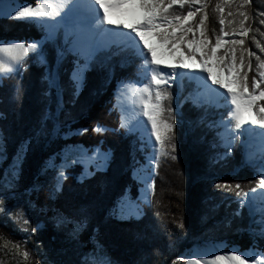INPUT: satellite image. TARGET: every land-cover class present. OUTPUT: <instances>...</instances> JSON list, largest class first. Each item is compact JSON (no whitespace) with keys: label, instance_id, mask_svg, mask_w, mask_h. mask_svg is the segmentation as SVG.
Segmentation results:
<instances>
[{"label":"trees","instance_id":"1","mask_svg":"<svg viewBox=\"0 0 264 264\" xmlns=\"http://www.w3.org/2000/svg\"><path fill=\"white\" fill-rule=\"evenodd\" d=\"M19 1L31 5L36 2ZM214 4L215 0H212ZM209 11V26L218 31L217 16L211 13V8ZM252 11L254 15L264 12V0H254ZM260 19L264 16H256L254 27L259 26ZM260 27L264 31V26ZM44 37L43 27L38 24L0 18V41L42 39L48 65L55 72V47L50 42L44 43ZM257 38L264 44V37L257 34ZM56 43L63 45L62 30ZM248 45L264 59V53L255 49L250 40ZM112 50L117 49L113 46ZM72 59L69 56L59 66V80L64 87L62 108L57 105L56 89L45 95L47 69L34 60L28 62L26 71L11 79L0 80V113L3 114L0 134L5 138L7 153V160L0 163V175L13 163L17 150L23 151L17 187L14 191H0V199L5 205L9 202L7 199L25 198L23 210L31 221L29 231L24 232L20 229L28 226L0 216V233L12 242H20L22 247L27 246L32 254L27 264H36L37 261L40 264H70L68 258L84 259L97 245L114 264H138L142 258L147 264H184L181 258L195 244L206 242H225L240 250L248 249L256 239L250 234L256 227L254 218L249 217L244 208H240V216L234 215L238 209L236 198L217 192L213 186L220 182H239L248 190L255 186L258 178L255 167L244 165L239 141L232 145L231 154L224 156L227 149L216 137V131L223 129H209L198 123L204 110L194 108L191 102L183 99L195 88L188 80L184 81L183 90L175 86L171 89L178 121L177 159L161 158L158 167L155 162L151 178V184L155 183V194L150 192L148 205L141 204L139 217L118 219L111 215L123 196L137 199L141 184L133 172L143 165L149 149L137 132L120 127V115L115 107L118 83L137 79L141 61L131 52L113 56L106 62L101 56L104 66H94L86 74L83 89L74 102H70L67 73L72 68ZM252 63L256 64L255 58ZM17 85L21 89L19 96ZM223 112V109L209 108L207 120H219ZM97 124L107 131H91ZM83 128L89 131L74 134ZM75 146L89 152L99 147L110 151V158L103 170L90 166L88 170L92 174L83 180L80 179L84 172L82 164L68 168V179L62 192L50 200L46 174L41 172L43 165L50 157L59 162L60 152ZM37 184L41 186L40 191L28 196L25 190L30 191ZM29 201L35 206H30ZM9 204L14 203L11 200ZM56 210L68 216L83 211L87 227L78 240L67 237V228L55 226L53 216ZM11 211L15 212L16 208ZM180 222L184 224L183 229L177 227ZM33 227L38 229L35 233L31 232ZM257 242L264 247V240ZM3 243L0 239V246ZM55 248L67 251L57 253ZM0 264L25 262L14 254V250L10 252L0 247Z\"/></svg>","mask_w":264,"mask_h":264},{"label":"snow or ice","instance_id":"2","mask_svg":"<svg viewBox=\"0 0 264 264\" xmlns=\"http://www.w3.org/2000/svg\"><path fill=\"white\" fill-rule=\"evenodd\" d=\"M253 2L215 0L213 6L212 0H36L33 5H15L10 12L0 5V18L40 24L46 29L44 43L54 45L57 65V70L53 72L41 41L0 42V80L11 79L21 71H26L28 62L34 60L47 69L44 77L47 84L45 95L56 89L58 107L62 108L64 103L59 66L69 56L73 57L70 61L72 68L67 73L72 97L70 102L79 96L86 74L94 66H104L101 56L106 62L113 56L131 52L141 61L140 78L128 86L136 122L132 124L122 116L120 127L128 131L144 129V136L153 149L150 160H154L157 167L161 158L177 159L178 121L171 89L175 86L183 90L185 80L196 83V87L183 99L191 102L194 108L204 110L198 123L209 129H223L216 131V137L220 145L227 149L224 156L230 155L232 145L246 134L250 138L257 135L261 138L259 151L250 153L247 161L250 164L259 161L255 186L248 190L239 182H220L213 186L217 192L236 198L238 209L234 215L240 216V208L245 207L252 212L256 226L250 233L256 238L253 244L246 250L214 245L212 250L204 249L181 258L184 264H264V248L257 242L264 240V59L248 45L250 40L255 49L264 53V44L257 38V34L264 37L260 27L264 26V19L259 20V26H253L256 16H264V12L254 15ZM210 8L211 13L217 16L218 31L209 26ZM61 30L63 45L56 43ZM113 46L116 51L112 50ZM253 58L255 65L252 63ZM16 93L17 96L21 93L19 85L16 86ZM209 108L224 110L219 120H207ZM68 131L70 133L71 129ZM88 131L87 128L78 129L74 134L82 135ZM91 131L103 133L107 129L97 124ZM109 158L110 153H100L99 150L92 156L81 151L71 159V163L66 156L60 157L59 164L50 157L41 170L42 174L49 171L54 173L48 199H54L62 192L63 184L68 179V168L87 160L99 170L103 166L99 162L106 163ZM22 159L23 151L18 149L13 163L0 175V191L16 189ZM6 160L5 138L0 134V163ZM91 174L86 169L80 179ZM40 189V185H33L25 193L31 196ZM149 190L155 194L154 182L145 189V197ZM257 200L259 204L253 208ZM29 205L35 206L31 201ZM136 208L137 211L132 213L130 201L125 199L112 209L111 215L118 219H127L133 214L139 216L138 205ZM0 216H6L15 223L22 222L28 227L20 230L29 231L31 221L19 205L15 212H11L0 199ZM256 216L259 219H255ZM86 219L83 211L68 216L56 210L53 216L57 228H67L70 240L79 239L87 227ZM177 227L183 229V222ZM37 230L31 228L32 233ZM0 239L4 241L0 247L10 252L14 250V254L22 257L25 264L32 259L26 245L22 247L20 242L8 240L2 233ZM98 252L103 253L99 245L94 247L92 254L85 256L82 264H112L106 254L98 255ZM138 264H147V261L142 258Z\"/></svg>","mask_w":264,"mask_h":264},{"label":"rangeland","instance_id":"3","mask_svg":"<svg viewBox=\"0 0 264 264\" xmlns=\"http://www.w3.org/2000/svg\"><path fill=\"white\" fill-rule=\"evenodd\" d=\"M0 5H3L5 7V11L10 12V11H12V8L15 5H31V4L26 3V2H21L19 0H0ZM81 11H83V8L81 9ZM38 25H40V24H38ZM43 30H44V32H46V29L44 27H43ZM62 34H63V31H62ZM33 41H41L42 42V39L41 40L35 39V40L28 41V42H33ZM0 42H3V41H0ZM7 42H24V41L10 40V41H7ZM165 71H167V69H165ZM140 75H141V72H140V66H139L138 69H137V79L120 82V83H118V85H117V87L115 89V107H116V109H117V111H118V113L120 115V121H121V118L123 116L126 121L130 120L132 124H135V122H136V118L133 116V112H134L135 108H134V105L131 103L130 93L128 92V86L130 85V83H136V81L140 78ZM137 86H139V84H137ZM133 131L138 132V134H139V136L141 138V141L143 143H145L146 146L149 149H148L147 154H145V157H144V160H143V165L133 172V176L141 184V187L139 189V195H138V197L136 199L137 201L136 200H130L127 197V195H125V196H123L120 199L119 204H120V202L122 200H125V199L127 201H130V207H131V212L132 213H135L137 211L136 206L138 205L139 213H140L139 216H140L141 215V204L142 205L143 204L144 205H148L149 201H150V192L151 191L149 190L148 193H147V196L145 197V189L149 185H151V178H152L153 171H154V167L153 166H154V162L155 161L154 160H150V156H151V154L153 152V149L151 148L150 144L148 143L147 137L144 136V129L143 128H139V129H134ZM71 133H69V134H71ZM246 136H248V135L246 134V135L240 137V140H241V144L243 146H244V143H246V146L244 148V155H245L246 160L248 161L249 154L252 153V152H258L259 149H257V143H256V140H258V137L254 136V137L249 138L250 139L249 140V139H245ZM152 142L154 143V141H152ZM250 145H254V146H250ZM96 150H99L100 153H110V151H103L99 147H95V148L92 149V151L89 152V151H87L86 149H84V148H82L80 146H75V147H67V148L63 149L60 152V154H59V158L61 156H66V157L69 158V163H71V159L73 157H75L79 152L84 151V152H87L89 156H92L93 153L96 152ZM241 152H242V149H241ZM57 163L59 164L60 161L57 162ZM99 163L103 165L102 167H100L99 170H103L105 168V166H106V163H104L103 161H100ZM258 164H259V161L257 160L256 162L251 163V164L246 162V164H244V165L255 167L254 169H255V172L257 174ZM82 165L84 167V171L86 169H88L90 166L94 167L95 169H97V166L92 165V162L87 161V160H85V162ZM53 176H54V173L52 171H49L46 174V177H45L46 178V185L48 187H50L51 184L53 183ZM11 200L13 201L14 204H9V202ZM146 200H147V202H145ZM7 201H9V202H7L5 204V206L8 208L9 211H11V209L14 208V207L17 210V207H16L17 205H19V207L23 208V205L25 204V202H24L25 198H22V197L10 198V199H7ZM257 201L259 202V200H257ZM256 202L253 205V208H255L258 205ZM119 204L117 205V207L119 206ZM244 209H246L247 214L253 215L252 212H250L249 208L245 207ZM25 215L29 219V217H28V215L26 213H25ZM130 216L131 217H139V216L134 215V214L130 215ZM214 245L216 247H222V248L223 247H231V246L227 245L225 242H206V243L195 244L189 250V252L187 253V255L184 258L189 257L190 253H197V252H199L201 250H204V249L212 250ZM55 249H56L57 253H60L61 251H63L65 253L67 251V250H60V249L57 250V248H55ZM68 252H70V251H68ZM97 254L100 255V254H103V253H99L98 252ZM192 258H195V257L193 256ZM84 259L81 258V260L80 259L77 260L76 257L71 256L70 258H68V262H70V264H82ZM112 264H114V263L112 262Z\"/></svg>","mask_w":264,"mask_h":264},{"label":"bare ground","instance_id":"4","mask_svg":"<svg viewBox=\"0 0 264 264\" xmlns=\"http://www.w3.org/2000/svg\"><path fill=\"white\" fill-rule=\"evenodd\" d=\"M165 59H167V57H165ZM139 119H143L142 117H140ZM149 131H150V128H149ZM259 131H262V130H259ZM258 130H257V132H259ZM249 137V136H248ZM257 137H258V142H257V149H259V147H260V137L257 135ZM251 144V143H250ZM259 204V203H258Z\"/></svg>","mask_w":264,"mask_h":264}]
</instances>
